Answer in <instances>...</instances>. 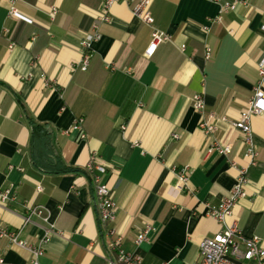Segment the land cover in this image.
<instances>
[{
	"label": "crops",
	"instance_id": "0c3cea01",
	"mask_svg": "<svg viewBox=\"0 0 264 264\" xmlns=\"http://www.w3.org/2000/svg\"><path fill=\"white\" fill-rule=\"evenodd\" d=\"M231 1L151 0L154 24L148 26L133 14L135 0H113L110 21L100 23L101 37L82 70L80 42L99 23L107 0H0V225L20 230L34 245L52 228L40 264H108L114 236L99 220L94 173L51 174L35 165L28 116L54 127L67 165H106L96 173L116 203L113 226L123 250L144 264H195L203 238L223 230L209 209L245 167V196L227 223L236 221L264 248V114L252 118L259 154L251 164L238 130L228 124L217 137L231 146L230 155L206 152L202 116L191 101L200 93L207 112L235 121L256 88L264 90L258 70L264 0H246L220 21L210 20ZM12 2L19 15L8 18ZM51 6L59 10L54 20ZM154 28L169 40L147 56ZM184 166L188 189L177 174ZM27 204L44 206L48 221L33 216L24 224ZM146 225L153 229L137 245ZM31 256L0 237V263L29 264Z\"/></svg>",
	"mask_w": 264,
	"mask_h": 264
},
{
	"label": "built area",
	"instance_id": "2783aa9c",
	"mask_svg": "<svg viewBox=\"0 0 264 264\" xmlns=\"http://www.w3.org/2000/svg\"><path fill=\"white\" fill-rule=\"evenodd\" d=\"M113 0H107L101 12L99 23L92 26L91 33L86 35L81 42L80 48L82 51L81 69L87 70L89 62L92 57L91 44L101 37L100 23L110 21V4ZM218 1V0H214ZM246 4V0H233L221 4V9L217 17L210 18L211 21H220L222 16L236 9L238 4ZM151 0H135L133 7V14L139 17L148 26H153L154 17L149 12ZM49 16L54 20L59 12L56 6H51L49 9ZM19 11L14 2L11 3L8 11V18L18 17ZM261 30L264 32V23L261 25ZM4 34L9 33L8 28L3 29ZM169 40V34L159 31L154 28L152 32V39L149 47L146 50L147 56H152L157 49V46L164 41ZM207 58L211 56L210 49L207 50ZM258 70L261 77H264V57L258 62ZM193 107L200 112L201 120L199 122L200 129L204 132L207 139V153H214L215 151L221 155L228 156L231 153V146L224 144L218 137L217 133L228 124L238 130L242 138V144L246 148L247 156L250 158L251 164H256L259 154L258 148L254 143L252 118L264 114V90L261 87L256 88L253 98H251L241 110L238 120L230 121L226 116H219L214 112H207L205 100L200 93H195L192 98ZM1 113V108H0ZM76 123L74 129L80 128V122ZM178 138L179 135L175 134ZM87 170L94 173L96 182L97 194V208L99 212V220L101 226L105 228L109 236H114L111 250L115 256L108 258V264H144L141 257L136 253L125 252L122 248V237L117 233L113 226L116 219V203L112 197L111 189L107 183L101 182L99 173H105L106 165L101 162L92 160L87 165ZM180 184L184 189H188L190 170L187 166L180 168L177 171ZM247 168H241L237 183L225 196L222 201L209 209V215L215 218L223 225L222 232L214 237H206L199 244V256L195 264H246V262L255 260L258 264H264V248L261 246V240L258 236L247 237L238 226L237 222L227 223V218L233 215V211L238 201L245 196V186L248 183ZM42 190V187H37ZM9 190L2 194V199L6 200L9 197ZM26 215H24V224L32 221L33 216H39L45 223L48 221L45 207L42 205L35 206L33 204L26 205ZM151 225L144 226L137 234L135 243L142 244L148 240V233L152 230ZM53 229H45V235L42 242L49 239ZM0 237L7 238L12 244L21 248L27 249L31 253V260L29 264H40L39 259L44 255V247L42 242L38 245L28 244L20 237V230H14L5 225H0ZM2 264V263H0Z\"/></svg>",
	"mask_w": 264,
	"mask_h": 264
},
{
	"label": "trees",
	"instance_id": "16d2710c",
	"mask_svg": "<svg viewBox=\"0 0 264 264\" xmlns=\"http://www.w3.org/2000/svg\"><path fill=\"white\" fill-rule=\"evenodd\" d=\"M29 125L32 130V139L35 146V153L38 160L35 165L42 171L51 174L71 173L79 175L81 173L88 174L86 170H80L67 165L60 154L59 147L55 140V129L48 122H40L28 116Z\"/></svg>",
	"mask_w": 264,
	"mask_h": 264
}]
</instances>
